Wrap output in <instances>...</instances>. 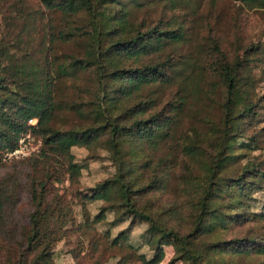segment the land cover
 Segmentation results:
<instances>
[{
  "label": "trees",
  "instance_id": "1",
  "mask_svg": "<svg viewBox=\"0 0 264 264\" xmlns=\"http://www.w3.org/2000/svg\"><path fill=\"white\" fill-rule=\"evenodd\" d=\"M240 1L264 7V0ZM46 2L67 15L88 11L92 38L88 36L86 55L71 56L58 67H52L48 61L46 64L52 70L39 65L20 66L16 62L3 64L0 60V161L28 157L4 158V154L17 146L22 133L29 130L41 136L44 144L40 153L24 161L29 170L22 189L28 193L31 203L27 222H18L14 212L19 197L16 186L20 187L14 176L21 168L0 180V264H51L55 243L74 219L72 204L56 188L57 183L63 181L61 175L66 172L72 180L78 179L81 165L74 160V145H92L102 140L118 170L113 177L92 186L91 192L79 191V199L83 205L87 199H106L123 218L149 223L146 239L155 253L148 257L127 244L133 248L130 256L142 264H157L164 257L162 246L172 244L173 260L182 259L184 264H240L241 258L264 257V236L252 228L247 232L242 230L245 224L264 216L246 200L249 193L262 188L264 166L251 159L245 162L246 152L236 150V144L249 149L255 141L253 135L243 139L247 118L258 113V101L248 100L253 90L247 85L254 88L255 78L251 73H243L249 67V58L230 60L222 55L219 62L224 85L223 116L211 134L212 154L204 163L199 181L195 182L199 186L194 197L195 209L186 218L189 224L180 227L169 222L168 213L178 214L177 209L159 206L162 210L157 211V207L142 202L144 194L167 184L161 176L145 180L143 173L137 172L134 160L139 142L157 145L171 135L172 125L177 121V107L152 111L155 101L143 91L150 84L170 82V61L154 57L148 61L142 59L153 56L171 42L181 41L183 30L159 24L144 30L139 26L128 30L130 10L122 0ZM113 4L119 7L111 8ZM60 31L63 39L71 33ZM88 68L94 69L98 80V91L90 101L93 123L69 128L53 126L52 120L60 106L56 100L57 78ZM79 105L68 103L69 107ZM78 110L85 111L81 107ZM32 118H37L35 124L30 123ZM186 147L190 153L200 145L189 143ZM126 152L129 160L125 158ZM101 215H96L98 220L104 217ZM206 235L208 238H204ZM122 237H127L126 230L115 236L112 244H126ZM125 260L124 257L122 261Z\"/></svg>",
  "mask_w": 264,
  "mask_h": 264
},
{
  "label": "rangeland",
  "instance_id": "2",
  "mask_svg": "<svg viewBox=\"0 0 264 264\" xmlns=\"http://www.w3.org/2000/svg\"><path fill=\"white\" fill-rule=\"evenodd\" d=\"M122 2L130 10L128 30L138 26L144 30L159 24L180 27L184 32L181 41L171 42L153 56L142 59L148 61L154 57L170 61V82L150 84L143 91L155 101L152 111L177 107V121L172 125L171 135L157 145L139 142L134 162L138 166L137 172L143 173L145 180L161 176L167 184L144 194L142 202L157 207V211L162 210L159 206L177 209L178 214L168 213L169 222L187 226L189 221L186 218L195 209L194 197L198 195L199 186L195 182L199 181L204 163L212 154L211 134L223 116L224 85L218 70L222 55L230 60L249 58V67L243 73H251L255 78L254 88L247 85L253 90L248 100L258 101V113L247 118L243 139L248 140L253 135L255 141L252 143L254 147L249 149L236 144V150L246 152L245 162L251 159L264 166V7L251 6L240 0ZM117 7L119 5H111V8ZM91 24L86 10L67 15L48 6L46 0H0V60L3 64L16 62L20 66L39 65L52 70L71 56L86 55L88 36L92 38ZM60 30L71 33L63 39ZM254 45L258 47L248 49ZM48 61L52 67L47 66ZM97 91L98 80L92 68L78 69L70 75L58 77L56 100L60 106L52 125L69 128L93 123L90 101ZM68 103L80 105L75 108L69 107ZM80 107L84 113L78 110ZM36 122L37 118L30 120V123ZM33 136L38 149L28 157L40 153L44 147L42 137ZM189 143L199 144L200 148L189 153L190 149L186 147ZM72 152L74 160L81 165L78 179L72 180L66 172L61 175L63 181L58 182L56 188L72 204L74 219L55 243L51 264H142L135 256H130L129 251L133 248L127 244L136 247L139 253L153 256L155 248L146 239L149 223L133 221L132 217L123 218L122 213L106 199H87L85 205L79 199V191L91 192L92 186L113 177L118 170L105 140L86 146L74 145ZM125 154L129 160V152ZM28 157L0 161L1 181L21 168V172L14 176L18 179L16 184L20 182V187L16 186L19 197L14 212L18 222L22 223L27 222L31 210L28 193L22 189L23 182L27 183L28 179V163H24ZM262 184V188L249 193L246 200L253 210L264 213V182ZM101 213L104 217L98 220L96 215ZM262 217L245 224L242 230L247 232L252 228L256 234L264 236ZM122 230L127 233V237H122L126 244H112L113 238ZM162 247L164 257L157 264H184L182 259L173 260L174 245L164 244ZM124 257L126 260L122 261ZM239 262L264 264V257L241 258Z\"/></svg>",
  "mask_w": 264,
  "mask_h": 264
},
{
  "label": "built area",
  "instance_id": "3",
  "mask_svg": "<svg viewBox=\"0 0 264 264\" xmlns=\"http://www.w3.org/2000/svg\"><path fill=\"white\" fill-rule=\"evenodd\" d=\"M34 139L35 138L30 130L22 133L17 146L7 151L4 154V158H21L33 154L38 149Z\"/></svg>",
  "mask_w": 264,
  "mask_h": 264
}]
</instances>
